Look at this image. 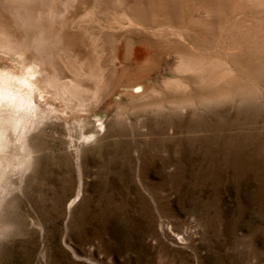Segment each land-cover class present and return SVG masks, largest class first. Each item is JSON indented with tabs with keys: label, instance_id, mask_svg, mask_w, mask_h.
I'll return each instance as SVG.
<instances>
[{
	"label": "rangeland",
	"instance_id": "obj_1",
	"mask_svg": "<svg viewBox=\"0 0 264 264\" xmlns=\"http://www.w3.org/2000/svg\"><path fill=\"white\" fill-rule=\"evenodd\" d=\"M251 1L234 0L219 20L195 0H180L178 20L164 0L104 3L101 97L75 113L35 93L43 123L30 133L33 160L10 174L0 264H264V106L161 134L143 97L175 76L179 45L233 62L239 52L223 44L264 33V0ZM134 46L145 56L131 58ZM19 66L0 41V68ZM136 82L143 98L128 95Z\"/></svg>",
	"mask_w": 264,
	"mask_h": 264
},
{
	"label": "bare ground",
	"instance_id": "obj_2",
	"mask_svg": "<svg viewBox=\"0 0 264 264\" xmlns=\"http://www.w3.org/2000/svg\"><path fill=\"white\" fill-rule=\"evenodd\" d=\"M106 1L0 0V41L20 65L18 71L0 68V208L13 185L10 174L21 173L33 160L30 133L43 123L35 93L39 97L43 95L41 90L53 94L75 113L100 99L106 78L101 61L107 51L103 40L107 30L102 29L100 20ZM195 2L203 7L206 18L219 20L231 10L234 0ZM179 5L180 0H164L161 10L177 19ZM118 18L119 25L136 24L126 17ZM263 35L253 34V39L241 41L236 50L223 44L224 55L239 52L232 55L233 62L179 45L174 48L172 79L165 80L160 90H151L144 96V85L136 82L129 85L128 95L154 99L144 108L157 115L155 126L161 134L193 128L197 119L207 122L209 117L223 119L230 111L238 116L257 110L252 107L264 106V62L257 59L260 55L264 59ZM131 50L133 59L145 56L142 47ZM235 69L252 81L235 77ZM164 97L169 98L165 105L158 102ZM143 121L148 122L146 118Z\"/></svg>",
	"mask_w": 264,
	"mask_h": 264
}]
</instances>
